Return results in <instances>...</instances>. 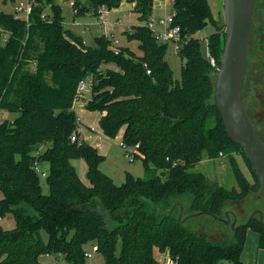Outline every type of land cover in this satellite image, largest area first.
<instances>
[{"label":"trees","instance_id":"1","mask_svg":"<svg viewBox=\"0 0 264 264\" xmlns=\"http://www.w3.org/2000/svg\"><path fill=\"white\" fill-rule=\"evenodd\" d=\"M121 1L74 0L73 15L96 13L99 6L118 8ZM125 1L140 24L124 35L138 42L139 54L128 47L114 54L104 34L86 45L64 28L56 0H31L27 19L0 11V30L7 34L0 44V111L14 114L0 119V218L11 214L15 222L12 229L0 227V264H44L42 255L85 264L89 244L97 246L104 264H158L160 253L176 264H242L247 229L258 234L264 250V226L258 220L231 231L226 241L209 240L182 223L195 213L212 220L221 216L227 200L239 198L192 171L203 154L216 159L229 146L245 156L225 131L213 100L216 71L196 36L211 23L207 45L219 66L224 24L214 18L208 0H172L184 62L175 81L165 59L168 44L148 27L156 0ZM109 64L115 69L102 68ZM85 80L90 85L85 108L101 115L103 135L121 134L120 146L132 149L133 161H142L148 177L126 173L117 185L101 171L104 156L96 148L82 139L71 141L76 88ZM41 145L48 146L38 153ZM74 159L86 163L88 185ZM35 164L48 166L47 193ZM210 221L193 226L212 230Z\"/></svg>","mask_w":264,"mask_h":264},{"label":"rangeland","instance_id":"2","mask_svg":"<svg viewBox=\"0 0 264 264\" xmlns=\"http://www.w3.org/2000/svg\"><path fill=\"white\" fill-rule=\"evenodd\" d=\"M80 1L82 3L88 2V0ZM223 2L224 0H208L214 18L220 19L221 25L223 24ZM56 3L60 6L62 15L64 17V28L72 31L78 36H81L86 45H94V38L99 36L100 34L105 33L107 30L108 32L110 31V33L112 32V34L118 40L120 47H128L133 52L139 54V51L137 50L138 42H128L124 35V31H126V29L128 30L131 25L140 24L137 15L131 12V6H129V4L125 0L121 1L118 8L111 9L115 11L109 10L110 12L108 19L111 21H115V19L117 18L120 21L115 25H109L108 23V28H101L99 26V24L97 23L96 13L94 12H89L85 16H78L73 18L71 12L72 7L70 8L68 0H56ZM256 6L264 7V0H256ZM12 7L13 2L7 0L3 3L0 0V11L10 13L12 12ZM100 7L101 6H99L97 10ZM46 10L47 12H49L48 8ZM97 10L95 12H97ZM171 11L172 0H156L153 3L150 15V19L152 20V28L158 31L162 30V27L159 25L158 21L160 19H165L171 13ZM129 12L132 13L130 16L128 14ZM262 13L264 17V10H262ZM213 32V26L211 25V23H208L207 26L196 35L197 38H199L201 50L205 57L206 51L209 52L207 37ZM259 33L264 34V28H261V31ZM2 43L3 37L0 34V44ZM112 47L115 46L111 42V48ZM165 59L172 70L173 79L175 81H179L180 70L184 62L178 54L173 52L172 46L170 44H168ZM250 59L251 55L249 53L247 56V64L250 62ZM102 68H115V66L109 64L103 65ZM89 93L90 87L88 85L84 93L85 98L77 100L74 105L75 110L77 111V115L80 119L79 127L82 131L83 136L85 137L84 141L89 144H95L97 145V147H99V142H102L103 144V148L99 147L100 153L104 156V160L100 164L101 171L111 177L114 183L117 185H120L124 182L126 173H130L134 177H148V174L145 173L143 163L140 159H136L135 161L130 162L125 156L124 150L120 146L121 134H119L115 138H108L103 135L98 125V120L101 115L98 112L88 111L85 108L86 101L89 99ZM79 111L83 112V114H85L87 118L83 119L81 114H79ZM1 115L2 114H0V116ZM9 115L10 114L5 113L4 117L7 118L9 117ZM90 128H93V131H91ZM47 146L48 145H41L36 150L37 152L41 153L46 149ZM220 153L222 155L220 156L218 154V158L216 159H209L207 158L206 154H203L201 161L194 166L192 171L202 173L209 181H211L215 185L227 191L233 190L235 195L238 194L239 198L237 200H227L223 206L224 208L235 207L236 210L241 213V218H244L245 221V219H247V215L251 214L256 208L259 210H264V199L258 196L259 184L257 178L241 149H239L238 147L229 146L228 148L221 150ZM72 165H74L80 180L84 184L88 185L89 183L86 176V163L82 159H75L72 161ZM39 167L43 172L47 171L48 169L47 164H42ZM39 176L42 190L44 193H47L48 190L45 184V177L41 176L40 174ZM240 178H242L246 185H248V189L244 190L242 188L239 181ZM26 212L30 215L35 214V212L29 207H26ZM190 215L191 217H188V215V218L183 219L182 221V223L188 229H191L196 233H204L207 237L209 236L208 239L212 241H220L222 239L225 241L231 240V231H234V228H231L225 223H220L217 220H211L208 217L203 218L199 214ZM255 218H257V215ZM203 221H210V224L215 228L209 230L208 228L210 227L207 225L202 226L201 229L194 228L193 225L202 223ZM14 226L15 222L11 214H6L4 217L0 218V227L2 229L9 230L14 228ZM207 232L209 234H207ZM258 241V234L253 232L251 229H247L245 233V244L241 255L242 264H264V250L259 247ZM92 246V244L86 245V251H90ZM118 246L119 244L116 246L117 251ZM39 261L44 264H68L62 256L55 257L53 255H42L39 257ZM85 264H104V259L100 253L95 252L91 257H85ZM222 264L229 263L225 261L222 262Z\"/></svg>","mask_w":264,"mask_h":264},{"label":"water","instance_id":"3","mask_svg":"<svg viewBox=\"0 0 264 264\" xmlns=\"http://www.w3.org/2000/svg\"><path fill=\"white\" fill-rule=\"evenodd\" d=\"M255 0H224L222 19L225 27V40L220 65L213 86L214 104L223 120L230 140L241 146L251 163L258 180V196L264 199V144L255 133L254 127L240 100V86L244 72L247 46L253 25ZM245 189L248 185L240 178ZM260 222L262 214L260 211ZM200 213H195L198 215ZM252 212L245 224L236 225L234 219L230 227L236 230L246 227L253 217ZM212 218L228 224L226 219L213 215Z\"/></svg>","mask_w":264,"mask_h":264},{"label":"flooded vegetation","instance_id":"4","mask_svg":"<svg viewBox=\"0 0 264 264\" xmlns=\"http://www.w3.org/2000/svg\"><path fill=\"white\" fill-rule=\"evenodd\" d=\"M262 10H264V7H257L255 0L253 7V25L248 41L246 62L240 86V100L254 127L256 135L264 144V34L259 33L261 28H264ZM249 53L251 59L247 64V56ZM258 211L262 214V222H260ZM253 212H255V215H253L247 225L252 220L257 219L264 226V210L256 208ZM226 214L229 218V223L227 224L229 226L234 219L236 220V225L245 224L250 216V214L247 215V219L244 221V218H241V213L235 207L225 208L219 217L225 220ZM256 215L257 218H255Z\"/></svg>","mask_w":264,"mask_h":264},{"label":"built area","instance_id":"5","mask_svg":"<svg viewBox=\"0 0 264 264\" xmlns=\"http://www.w3.org/2000/svg\"><path fill=\"white\" fill-rule=\"evenodd\" d=\"M1 1L3 2L7 0H1ZM8 1L13 2L12 12L10 13L13 14L15 18H18V17L24 18V19L28 18V15L31 11V0H8ZM73 1L74 0H70L69 2L71 7L73 6ZM128 14L130 16L132 13L129 12ZM108 15H109V10L105 8L104 6L100 7L97 10L96 12L97 23L99 24L101 28L107 27V24L109 23ZM174 15L175 13L171 11V13L165 19H160L158 21L159 25L162 27V30L160 31L154 30L152 28V20L150 18L148 20V27L154 33L155 37L157 38L159 42L170 44L172 46L173 52L178 54L182 46L183 40L181 38L180 28L176 25H173ZM0 34L3 37V41H4L7 34L1 30H0ZM104 35L111 40L112 44H114L115 47H112L111 49L113 50L114 54H117L119 51V47H120L118 40L115 38V36L112 33L105 32ZM205 55L210 65L212 66V68H214L215 71L217 72L219 66H217L215 59L210 55L208 51H206ZM147 73H149V71H147ZM88 85H89L88 80L79 82L76 88L74 103L79 99L85 98L84 93ZM79 122L80 120L77 118L76 119L77 127L75 128L74 132L71 134V137H70L71 141L80 142L81 140V137L79 136L80 131H81L79 127ZM90 130L93 131V128H90ZM136 147L137 145L135 146V148ZM124 151H125V156L128 158L130 162H132L133 161L132 149H126V150L124 149ZM219 155L221 156L222 154L219 153ZM35 167L37 169L38 174H40L43 177L46 175L45 172L40 170V167L37 164H35ZM95 252H97V246L93 245L91 250L85 253V257L89 258ZM157 261H158V264H176V261L172 259L168 253L158 254Z\"/></svg>","mask_w":264,"mask_h":264},{"label":"crops","instance_id":"6","mask_svg":"<svg viewBox=\"0 0 264 264\" xmlns=\"http://www.w3.org/2000/svg\"><path fill=\"white\" fill-rule=\"evenodd\" d=\"M69 2H70V0H68V4H69ZM69 6H70V4H69ZM130 6V5H129ZM70 8H71V6H70ZM131 8V7H130ZM110 11H115V10H110ZM109 11V12H110ZM71 12H72V15H73V10H72V8H71ZM85 16V15H84ZM109 16V15H108ZM73 18H75L74 17V15H73ZM119 21L120 20H118L117 18L115 19V21H111V20H109V25H115V24H117V23H119ZM109 25L106 27V28H108L109 27ZM127 30V29H126ZM106 32H108L107 30H106ZM109 33H110V31H109ZM112 33V32H111ZM103 34H105V33H103ZM100 35H102V34H100ZM99 35V36H100ZM86 44V43H85ZM111 69H115V68H111ZM90 94V93H89ZM90 96V95H89ZM73 109H74V111H75V114H76V116H77V118L79 119V116L77 115V111L75 110V105L73 104ZM83 111V110H82ZM5 113H7V112H4V111H0V114H2L1 116H0V118H5V119H13L14 118V115L12 114H10V113H8V114H10L9 115V117H4V114ZM79 114H81V116H82V118L83 119H86L87 118V116H85V114H83V112H81V111H79ZM80 120V119H79ZM99 121V120H98ZM99 125V124H98ZM80 137H81V139L84 141V139H85V137L83 136V134H82V131H80ZM87 138H89V137H87ZM89 144V143H88ZM97 144V143H96ZM89 145H91V146H93L94 148H96L97 150H98V152L100 153V151H99V147L100 148H103V144H102V142H99V147H97V145H95V144H89ZM39 153V152H38ZM101 154V153H100ZM75 160V159H74ZM73 161V160H72ZM72 161H71V163H72ZM74 166V165H73ZM47 173V171H45V174ZM46 176V175H45ZM44 176V177H45ZM225 208L223 207V209L222 210H224ZM230 264V263H229Z\"/></svg>","mask_w":264,"mask_h":264}]
</instances>
